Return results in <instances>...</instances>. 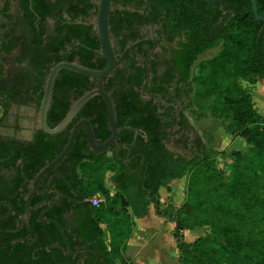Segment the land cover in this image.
Returning <instances> with one entry per match:
<instances>
[{
  "label": "trees",
  "instance_id": "1",
  "mask_svg": "<svg viewBox=\"0 0 264 264\" xmlns=\"http://www.w3.org/2000/svg\"><path fill=\"white\" fill-rule=\"evenodd\" d=\"M98 1H1L0 104L5 113L13 102L39 105L47 76L61 60H77L95 68L107 65L93 21ZM257 4L264 14V0ZM112 5L109 30L118 55L127 44L145 36L155 38L166 51L163 72H158L157 53L151 56L152 75L146 90L165 98L174 89L181 101V117L191 128L190 115L200 118L203 110H195L196 96L227 120L228 132L243 136L248 147L234 152L235 161L225 177L212 167L216 150L210 131L200 134L194 130L202 155L188 157L167 146L165 117L171 114L175 119V110L171 106L160 112L154 97L141 96L147 76L145 59L153 46L152 41H143L104 78V87L115 103L117 124L137 126L141 132L134 139L135 130L124 128L110 148L95 151L81 128L53 170L87 197L99 192L104 200L100 205L90 200L75 205L63 198L49 215L60 221L71 247L80 243L93 250L92 257L81 264H141L123 257L134 216L147 214L156 199L160 202L162 186L169 187L174 178L188 174L184 202L161 210L177 216L174 234L180 264H264V115L255 106L251 91L241 84L242 79L256 83L264 77V20L256 19L251 0H112ZM217 46L221 47L217 55L197 62L200 54ZM96 86V78L62 68L48 110L49 125L55 126L78 97ZM83 117L90 119L97 142L111 134L106 102L95 95L60 132L50 134L38 128L32 139H0V156L13 158L5 166L21 158L18 175L33 177L61 151L72 127ZM107 178L113 183L112 190ZM54 188L70 192L60 178ZM69 208L78 212L73 220L63 216ZM16 216L0 219V264L80 263L79 255L47 248L65 244L54 222H41L34 211L29 222L18 225ZM205 224L211 225V233L185 239V228Z\"/></svg>",
  "mask_w": 264,
  "mask_h": 264
},
{
  "label": "flooded vegetation",
  "instance_id": "2",
  "mask_svg": "<svg viewBox=\"0 0 264 264\" xmlns=\"http://www.w3.org/2000/svg\"><path fill=\"white\" fill-rule=\"evenodd\" d=\"M1 1H3V0H0V3H1ZM15 5L11 6V11L15 7ZM119 7H122V6H119ZM166 46L168 47L170 45L167 44ZM162 49L163 48L161 47V45L157 42V48L154 51V53L156 52L158 55L157 56L158 72H163V70L166 68V64H167V62H166L167 60L165 59V56H163V53H166V51L164 52V50H162ZM167 52H169V51H167ZM149 66H150V64H149ZM146 78H147V76H146ZM146 78L144 79V81L146 80ZM150 80H151V78H150ZM144 81H143V83H144ZM143 83H142L141 88H140L142 97H144V98L154 97V100L157 102V104L159 106L160 112H165L167 110V108L171 107V106L175 110V116H176L175 119L171 116V114H169L165 117V121L168 124L166 126V128L168 129V135H169L166 138L167 146L170 149H172L173 151H175L173 148H171L169 146V143H168L169 141L173 140L174 142H176V144L180 143V144H182V146L184 148L194 151V153L188 157H192L196 154L202 155V152L200 150V146L198 145V142H197V135L195 134L194 128L189 127V125L181 117V114H180L181 101L178 100L174 96L175 95L174 89H172L166 95V97L163 98V96L157 92L147 91L146 85L148 83L145 85V88H143ZM169 98H171L170 101H167V99H169ZM163 105H165V106H163ZM1 107H2V112L0 114V117H2L3 119L0 121V139H3L4 141H8L7 139L9 137L10 138L14 137L15 139H18V140L32 139L36 130L38 128H41L39 125V120H38V112H39L40 104L38 105L37 102L32 101V102L25 103L22 105L13 102L10 105L7 113H5L4 106L1 105ZM14 107H16V108L17 107L33 108V110L27 111L26 114H18V112L15 110L16 108H14ZM35 119L37 120V122H34L31 125L32 129H30L31 132H30L29 136H25L22 133L18 132L19 126L22 125L21 123H19L20 121L24 120V121L33 122ZM25 125L26 124H23L24 127H25ZM135 134H136V131H135ZM176 153H179V152H176ZM180 154H182V153H180ZM12 159L13 158L11 155L0 156V219L2 218V216H8L10 214H12V215L17 214L16 223L18 225H23L24 222L30 221L31 215L33 214L34 211H38L37 218L41 222H51L49 220V218H54V217L50 216L49 212L54 207H52L50 211H48L46 213H44V212L46 211L47 208L50 207V205L52 204V202L56 196L61 195V194H68V195L73 197L72 200L68 197H62L58 201L57 204H59L63 198H67L70 202H72V204H75V205H81L85 201L89 200V197L86 196L85 200L83 202H80L82 200L81 194L77 191L72 190L69 186L68 187H69L70 192H67L65 190H56L54 188V183H55L56 178H59L57 176L54 178L52 187L48 190V186H49V183L51 181V177L53 176V174L60 173L58 171L53 170V168L55 166L39 179V181H38L39 189L35 188L33 181L36 178L37 173L41 170V168L36 174H34L33 177H29V178L25 177L24 179H22L18 175L19 170L17 169V167L22 164L21 158H18L16 160L15 164H10L8 166H5L4 162L10 161ZM45 191H47V192L42 193ZM71 192H72V194H71ZM35 198H36V200L34 202H32V200ZM18 208H21L20 212H18ZM3 210H5L4 214H2ZM77 214H78V212L76 211L75 208H69L63 212V216L68 218L69 220H73V218H75V216H77ZM68 229H69V231H71V229L69 227H68ZM74 238L78 239L77 241H81V236H78L76 233H74ZM74 238H72V239H74ZM67 240H68V238H67ZM68 243H69V241H68ZM62 246L65 247L66 245L65 244L64 245H56L55 244V245H52V248L53 247L61 248ZM69 246L71 247L70 244H69ZM48 247H49V245H48ZM52 248H50V249H52ZM62 250L67 255H69L71 253H73L74 255H79L80 256V263L79 264L85 262L86 259H90L92 257L91 254H93V250L90 247H88L86 245H80V243L75 245L74 247H71V250H67V249H62ZM96 258H97V256H96ZM94 263H95V261L93 263H90V264H94Z\"/></svg>",
  "mask_w": 264,
  "mask_h": 264
},
{
  "label": "water",
  "instance_id": "3",
  "mask_svg": "<svg viewBox=\"0 0 264 264\" xmlns=\"http://www.w3.org/2000/svg\"><path fill=\"white\" fill-rule=\"evenodd\" d=\"M204 1L211 2V1H216V0H204ZM251 1L253 3V8H254L256 19L264 20V14H260L258 11L257 0H251ZM113 7L114 6L112 5V0H99L97 15L95 19L93 20L96 24L97 33L100 39V44H101L100 51L105 55L106 60H107V65L103 68H95V67L85 65L77 60H73V61L61 60L57 62L51 68L47 76L45 87H44V94H43V97L40 103L39 112H38V120H39L40 127L43 128L46 132L50 134H54V133H57L63 130L74 119V117L78 114V112L81 110V108L85 105L87 101H89L95 95H100L105 100L106 105H107L108 124L111 129V134L104 141L97 142L90 119L87 117H83L79 119L72 127L69 137L65 145L61 149V151L52 160L47 162L45 166H43V168H41V170L37 173L36 178L33 181L35 188L39 189V186H38L39 179L65 158V156L70 151L77 137V134L81 128L83 127L85 128L89 144L91 148L95 151L106 150L110 148L117 140L118 132L124 128L134 129L136 131L134 139H136L138 134L141 132V128L137 126H132V125L119 126L117 124L115 103H114L111 93L104 87V78L111 75L114 72V70L121 64L125 55L132 47H134L135 45L143 41H152L153 46L148 51L146 55V59H145V64H146V69H147V78L143 83V88H145V85L150 81V78H151L149 60H150L151 55L154 53V51L157 48V41L153 37H150V36H145V37L136 39L130 42L129 44H127L125 48L121 51V53L118 55L115 51L113 40H112L110 30H109V14H110V10ZM62 68H69L76 72L87 75L91 78H96L97 86L86 91L84 94L78 97L72 103V105L70 106L66 114L63 116V118L55 126H50L48 123V110H49L51 100H52L55 80ZM125 146L128 147L129 145L125 143ZM56 176L61 178L72 190L77 191L81 194L82 200L80 202H83L85 200L86 194L83 191L76 189L70 183V181L65 177V175H63L62 173L53 174V176L51 177L49 186H48V190L52 187L54 178ZM46 192L47 191L42 192V193H46ZM62 197H68L71 200L73 199V197L68 194L58 195L55 197L50 207L47 208L44 213L50 211L51 208L54 207ZM49 220L53 221L58 226L62 234V237L64 239L66 246L65 247L62 246L61 248L71 250V247L69 246V243L67 240L65 229L60 223V221L56 218H49ZM48 248L49 249L52 248V245H49Z\"/></svg>",
  "mask_w": 264,
  "mask_h": 264
},
{
  "label": "crops",
  "instance_id": "4",
  "mask_svg": "<svg viewBox=\"0 0 264 264\" xmlns=\"http://www.w3.org/2000/svg\"><path fill=\"white\" fill-rule=\"evenodd\" d=\"M247 87L253 95L258 111L264 115V77H260L256 83H250V86ZM241 138V135H239L235 140L232 139V143H236ZM239 142L241 144L244 143L242 147H246V141L239 140ZM182 178H174L169 183V187H161L158 199L160 200L161 198L162 202L157 204V199L155 202H152L149 205V212L147 214L134 216L132 232L127 239V247L125 249L130 255L128 256L129 258L125 257L123 252V257L141 264H171V258H176L178 243L174 231L177 223L174 220L162 223L163 221L159 220L160 218L155 214L161 208L164 209L168 204H173L177 208L184 202L186 197L184 198L180 193ZM106 182L112 190V181L108 178ZM164 192L172 195L173 201L164 200ZM95 194L102 195L99 192ZM188 229L191 231V228H185L184 234H186Z\"/></svg>",
  "mask_w": 264,
  "mask_h": 264
},
{
  "label": "rangeland",
  "instance_id": "5",
  "mask_svg": "<svg viewBox=\"0 0 264 264\" xmlns=\"http://www.w3.org/2000/svg\"><path fill=\"white\" fill-rule=\"evenodd\" d=\"M220 50H221L220 46L207 49L205 52L199 55L197 62L201 60H207L209 58L214 57L220 52ZM250 83L251 82L245 79L241 80V84L245 86L246 88H248L247 86H250ZM193 100H194V108L196 111H200L203 109L200 112L201 113L200 118H194L192 115H190V120L193 123V128L194 130H196V132L200 134H202L203 131H210L211 133H213L214 148L216 152H215V158H214V163L212 167L216 168V170H221L222 174L225 177L229 176L231 167L236 158V155L234 152L236 150L245 151L248 147V143L246 142L247 143L246 147H242V145L244 144L243 142L246 141L243 136H241L242 138L239 139V140H243L242 142L243 144H241L239 140L236 143L235 142L232 143V139L235 140L239 136V134L228 132V130L225 127L228 121L227 120L225 121L222 116L215 114L208 104L200 102L196 96L193 97ZM15 110L18 112V114H26L27 111H32L33 108L17 107ZM186 111L189 114V110L187 109ZM1 112H2V107L0 105V114ZM34 122H37V120L35 119L33 122L24 121V120L20 121L19 123H21L22 125L19 126L18 132L22 133L25 136H29L31 132L30 129H32L31 125ZM23 124H26L25 127L23 126ZM168 143H169V146L173 148L176 152L182 153L187 156H191L194 153L193 150L186 149L182 146V144L180 143L176 144V142H174L173 140L169 141ZM188 176H189L188 174L185 175L182 178V182L180 184V193L184 196V198L186 197ZM160 192H161V189H160ZM164 200L173 201V196L168 195L167 192H164ZM160 202H162L161 198H160ZM162 209L163 208H161L160 211H157L155 214V215H158V218H160L159 220L163 221L162 223L169 222L170 220L176 221L177 219L176 214H171V215L163 214L161 211ZM249 225H250V222L247 224V226ZM190 230L191 231H189L188 229V231H186V234H184L185 239L188 241H192L201 235L211 233L212 227L211 225H208V224L197 225L193 229H190ZM123 252H124L125 257H128L130 255L129 253L126 252V250H124ZM171 259L175 260V261L171 260V264L181 263L179 247L177 248L176 258L175 259L171 258Z\"/></svg>",
  "mask_w": 264,
  "mask_h": 264
},
{
  "label": "built area",
  "instance_id": "6",
  "mask_svg": "<svg viewBox=\"0 0 264 264\" xmlns=\"http://www.w3.org/2000/svg\"><path fill=\"white\" fill-rule=\"evenodd\" d=\"M89 200L94 204V205H100L104 198L100 194H93L91 197H89Z\"/></svg>",
  "mask_w": 264,
  "mask_h": 264
}]
</instances>
